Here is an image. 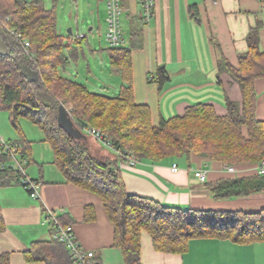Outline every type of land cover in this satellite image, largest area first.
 Returning <instances> with one entry per match:
<instances>
[{
    "label": "trees",
    "instance_id": "16d2710c",
    "mask_svg": "<svg viewBox=\"0 0 264 264\" xmlns=\"http://www.w3.org/2000/svg\"><path fill=\"white\" fill-rule=\"evenodd\" d=\"M46 2L0 0V110H9L15 126L20 116L29 117L44 133L67 181L103 199L114 225L115 245L122 249L125 264H143V232L150 234L156 250L174 254L185 253L192 238H230L239 243L264 240V209L251 213L203 211L129 194L118 155L131 152L139 161L155 164L167 159L189 160L194 153L235 168L261 165L264 121L257 118L255 88L256 80L264 78L260 26L250 31L248 49L240 55L239 67L225 58L219 61V72L228 73L241 89L240 102L226 98L227 114L219 115L213 105L199 103L187 107L182 115L161 117L154 123L150 107L134 100L129 46L109 49L110 64L123 81L115 96L93 91L87 84L62 74L71 61L65 52L84 37L71 41V36L61 34L55 9ZM133 34L139 36L140 32L135 29ZM24 40L30 43L27 48ZM159 80L162 85L168 80L167 74L161 72ZM61 105L71 109L69 113L82 133L86 134V128L101 131L110 142L113 157L94 155L87 140L67 133L59 122ZM11 141L18 152L30 158L31 150L23 137ZM0 159H8L1 147ZM14 171L0 170V184L8 182ZM209 188L217 199L264 192V174L221 180ZM4 227L0 208V231ZM51 231L53 234L54 229ZM27 259L77 264L67 247L54 237L36 242ZM7 260L3 256L0 264H8Z\"/></svg>",
    "mask_w": 264,
    "mask_h": 264
},
{
    "label": "crops",
    "instance_id": "0c3cea01",
    "mask_svg": "<svg viewBox=\"0 0 264 264\" xmlns=\"http://www.w3.org/2000/svg\"><path fill=\"white\" fill-rule=\"evenodd\" d=\"M73 1L79 4V0ZM86 1L91 8L99 9L102 5L106 23L105 40L106 0ZM154 1V16L147 24L138 0H121L122 28L127 39L125 46L132 48L135 102L150 107L154 123H158L161 117L168 119L182 115L187 107L199 103L213 105L219 115L227 114L226 98L240 102L241 89L228 73L219 72L218 64L225 58L239 67V57L248 49V35L259 26L260 44L264 50V0ZM60 2H46L49 8L55 9L56 16ZM94 29L95 26L89 28L90 31ZM135 29L139 30V36L133 34ZM69 33L72 34L71 41L85 34L74 35L72 28ZM85 35L68 48L72 59L63 69L64 73L78 76L74 73L77 65L73 61L79 62L80 52L85 46L91 55L99 54L89 42L88 35ZM109 49L110 46L107 48V61L110 64ZM74 55L76 60H73ZM111 68L118 74L122 86L121 75ZM161 72L168 77L162 85L159 80ZM121 86L115 95L119 94ZM105 88L109 87L103 83L91 89L100 92ZM255 88L258 95L257 118L264 121V78L256 80ZM6 127L1 122L0 133L6 139L17 140L12 138V133ZM20 135L31 150L30 158L27 157V173L38 181L40 198H32L15 176L11 175L8 182L0 184V208L5 224L0 231V262L6 255L8 264H47L41 260H29L27 256L36 242L53 239L51 227L46 222V212L53 210L62 225L73 231L82 246L95 252L92 264H125L122 249L115 245L114 225L103 199L67 181L55 163L53 149L45 141L44 133L38 134L41 144H33V140L26 137L22 130ZM85 135L88 142L89 138L96 140ZM174 163L179 165L177 172L172 170ZM260 167L244 164L237 166L236 172L230 173L223 163L194 153L189 160L167 159L155 164L139 161L133 167L122 161L120 163L129 194L194 210L249 213L264 209V192L217 199L209 186L237 176L261 174ZM203 168L208 170L206 183L195 176V171ZM141 258L143 264H264V240L239 243L230 238H192L185 253L174 254L156 250L150 234L143 232Z\"/></svg>",
    "mask_w": 264,
    "mask_h": 264
},
{
    "label": "rangeland",
    "instance_id": "374dc122",
    "mask_svg": "<svg viewBox=\"0 0 264 264\" xmlns=\"http://www.w3.org/2000/svg\"><path fill=\"white\" fill-rule=\"evenodd\" d=\"M57 12V26L60 33L67 37H72V34L69 33L70 28H72L74 35L84 32L88 35L89 42L92 43V46H94L99 53L98 55L93 56L89 53V49L85 46L83 51L80 52V56L78 58L79 62L73 61L77 59L75 58L76 55H74L75 59L72 60L75 63L74 65H77L74 73L78 76H72L69 72H62V74L70 79L88 84L90 88H94V86H99L100 84L102 85L103 83H106V87L109 88L102 89V91L99 93L114 96L116 92L119 91L121 80L118 74L112 70L109 62L107 61V48L109 46L104 40L106 23L104 20L105 14L102 9V5L98 9L96 7H89L88 1L86 0H79V4L75 3L73 0H61V2L57 5ZM92 15H95V17H92ZM91 26H95L93 31L89 30ZM1 38L2 25L0 24V41ZM65 54L67 57L70 56L68 51H66ZM104 65H106V67ZM10 119L9 110H0V123L2 122L7 125L6 128H8V131L12 133V138L21 139L23 136L20 135V131L22 130L26 137L29 136V138L33 140V144H41L38 134H42L43 132L41 128L29 117L20 116L18 118V126L13 125ZM89 139L88 146L94 155L101 154L109 158L113 157L109 149L103 147L93 138ZM7 140L9 139L7 138ZM12 175L17 176L18 174L16 171H14L12 172Z\"/></svg>",
    "mask_w": 264,
    "mask_h": 264
},
{
    "label": "built area",
    "instance_id": "2783aa9c",
    "mask_svg": "<svg viewBox=\"0 0 264 264\" xmlns=\"http://www.w3.org/2000/svg\"><path fill=\"white\" fill-rule=\"evenodd\" d=\"M138 2L142 9L144 22L149 24L154 16L155 1L138 0ZM106 5L107 30L105 33V41L113 48L123 46L126 44L127 39L122 28L123 7L121 0H106ZM15 35L17 38L22 37L21 34ZM81 37H86V35L82 34ZM29 45L30 43L27 40L23 41V46L25 48ZM85 133L94 137L107 148L111 149L110 142L105 138V135L101 131L96 130L95 128H86ZM0 147L2 153L8 157V159H0V170H5L7 168L14 169L19 176V183L30 193L31 197L34 199L40 198L38 181L33 180L27 173L29 159L18 152L17 148L14 147L13 142L4 138L1 133ZM118 155L122 162L130 167L135 166L139 162L136 156L131 152H119ZM172 170L177 172L179 170V165L174 163ZM227 170L230 173L236 172V168L233 166H227ZM260 172L264 174V161L261 163ZM195 176L200 182L205 183L208 180V170L204 168L197 170L195 171ZM46 222L51 229H54L53 237L67 247L70 255L77 264H91V260L95 257V252L89 251L82 246L73 231L62 225L55 211L48 210L46 212Z\"/></svg>",
    "mask_w": 264,
    "mask_h": 264
},
{
    "label": "water",
    "instance_id": "95a60500",
    "mask_svg": "<svg viewBox=\"0 0 264 264\" xmlns=\"http://www.w3.org/2000/svg\"><path fill=\"white\" fill-rule=\"evenodd\" d=\"M59 122L72 137L87 140V136L75 125L72 116L64 105L59 108Z\"/></svg>",
    "mask_w": 264,
    "mask_h": 264
}]
</instances>
